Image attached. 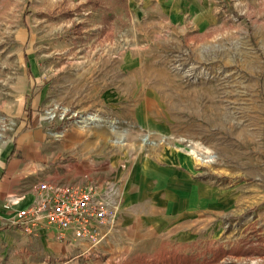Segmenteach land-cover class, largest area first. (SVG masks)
<instances>
[{
  "label": "rangeland",
  "instance_id": "374dc122",
  "mask_svg": "<svg viewBox=\"0 0 264 264\" xmlns=\"http://www.w3.org/2000/svg\"><path fill=\"white\" fill-rule=\"evenodd\" d=\"M38 92L54 132L200 183L197 206L162 204L197 217L189 239L125 264H264V0H0V152Z\"/></svg>",
  "mask_w": 264,
  "mask_h": 264
},
{
  "label": "crops",
  "instance_id": "0c3cea01",
  "mask_svg": "<svg viewBox=\"0 0 264 264\" xmlns=\"http://www.w3.org/2000/svg\"><path fill=\"white\" fill-rule=\"evenodd\" d=\"M39 99L38 92L28 106L31 116H21L12 140L0 152V264H125V254L149 251L141 248L149 239L154 245L162 240L189 239L184 230L198 228L197 217L177 216L169 223L162 204L191 199L197 206L201 187L198 181L182 174L179 179L173 170L153 172L149 160L143 158L126 164L124 159L108 154L110 149L103 143L108 138L103 134L75 126L54 132L46 116L40 115ZM117 147L113 151L120 153ZM173 158L182 167L190 165L186 153L176 152ZM44 182L81 186L109 182L117 192L126 190L117 225L97 246V255L78 256L84 245L79 248L61 241L51 229L31 235L9 224L14 210L5 211L3 203L13 198L18 200L14 209L28 205L38 198V185ZM185 187L189 191L181 192ZM145 224L152 230L149 235L142 231Z\"/></svg>",
  "mask_w": 264,
  "mask_h": 264
},
{
  "label": "built area",
  "instance_id": "2783aa9c",
  "mask_svg": "<svg viewBox=\"0 0 264 264\" xmlns=\"http://www.w3.org/2000/svg\"><path fill=\"white\" fill-rule=\"evenodd\" d=\"M38 192V198L24 207L14 209L18 200L13 198L3 203L5 211L14 210L9 224L31 235L51 229L61 241L79 248L84 245L78 256L97 255V246L117 225L120 196L116 187L109 182L82 186L44 182Z\"/></svg>",
  "mask_w": 264,
  "mask_h": 264
},
{
  "label": "bare ground",
  "instance_id": "6f19581e",
  "mask_svg": "<svg viewBox=\"0 0 264 264\" xmlns=\"http://www.w3.org/2000/svg\"><path fill=\"white\" fill-rule=\"evenodd\" d=\"M85 119L86 121H89V120H95L96 117L92 114H88L86 117H81V119ZM1 135V134H0ZM192 154V153H191ZM200 159V158H199ZM202 162V161H201Z\"/></svg>",
  "mask_w": 264,
  "mask_h": 264
},
{
  "label": "trees",
  "instance_id": "16d2710c",
  "mask_svg": "<svg viewBox=\"0 0 264 264\" xmlns=\"http://www.w3.org/2000/svg\"><path fill=\"white\" fill-rule=\"evenodd\" d=\"M24 57H25V62H26V64H28L26 53H24ZM27 67H28V66H27ZM29 74H30V73H29ZM26 113H27L28 117L31 116V111H30V108H29V107L26 108Z\"/></svg>",
  "mask_w": 264,
  "mask_h": 264
}]
</instances>
